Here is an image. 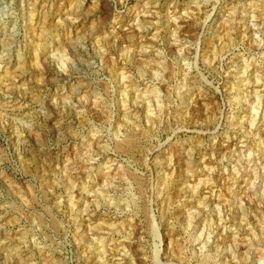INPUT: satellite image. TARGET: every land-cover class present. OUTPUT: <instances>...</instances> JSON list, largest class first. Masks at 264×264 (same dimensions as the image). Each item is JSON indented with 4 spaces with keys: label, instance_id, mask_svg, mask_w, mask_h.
<instances>
[{
    "label": "rangeland",
    "instance_id": "374dc122",
    "mask_svg": "<svg viewBox=\"0 0 264 264\" xmlns=\"http://www.w3.org/2000/svg\"><path fill=\"white\" fill-rule=\"evenodd\" d=\"M263 6L0 0V264H264Z\"/></svg>",
    "mask_w": 264,
    "mask_h": 264
},
{
    "label": "bare ground",
    "instance_id": "6f19581e",
    "mask_svg": "<svg viewBox=\"0 0 264 264\" xmlns=\"http://www.w3.org/2000/svg\"><path fill=\"white\" fill-rule=\"evenodd\" d=\"M263 7H264V6H263ZM145 12L148 13L149 10H148V11L146 10ZM184 13H185V12H184ZM148 14H150V13H148ZM150 15H151V14H150ZM180 16H181V15H180ZM231 18H232V17H231ZM139 19H140V18H139ZM144 19H146V18H144ZM177 19H178V18H177ZM181 19H182V18H181ZM148 20H149V19H148ZM144 21H145V20H144ZM141 22H142V21H141ZM145 22L147 23V21H145ZM151 22H152V21H151ZM151 22H150V23H151ZM183 22H184V21H183ZM142 23H143V22H142ZM153 23H154V22H153ZM153 23H152V24H153ZM231 23H232V22H231ZM139 24H140V23H139ZM146 25H147V24H146ZM176 25H177V24H176ZM180 25H182V27H183V23H181ZM144 26H145V25H144ZM229 26H230V25H229ZM182 27H181V28H182ZM138 28H139V27H138ZM138 28H137V29H138ZM146 28H147V27H146ZM139 31H141V30H139ZM123 141H124V140H123Z\"/></svg>",
    "mask_w": 264,
    "mask_h": 264
}]
</instances>
